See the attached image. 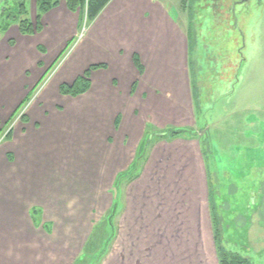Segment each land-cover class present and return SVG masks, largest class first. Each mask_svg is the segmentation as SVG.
Instances as JSON below:
<instances>
[{
	"label": "crops",
	"instance_id": "crops-1",
	"mask_svg": "<svg viewBox=\"0 0 264 264\" xmlns=\"http://www.w3.org/2000/svg\"><path fill=\"white\" fill-rule=\"evenodd\" d=\"M28 2L35 22L36 0ZM180 5L189 9L186 0ZM191 20L186 30L166 0H112L80 36L81 14L60 0L35 35H23L17 23L0 27L3 125L47 76L44 61L51 71L68 59L61 82L45 86L0 143V264H76L148 132L200 129ZM37 67L36 78H27ZM92 67L87 93L61 94ZM205 153L198 138L152 145L142 172L124 187L116 237L98 264H220ZM98 231L92 251L101 245Z\"/></svg>",
	"mask_w": 264,
	"mask_h": 264
},
{
	"label": "rangeland",
	"instance_id": "rangeland-1",
	"mask_svg": "<svg viewBox=\"0 0 264 264\" xmlns=\"http://www.w3.org/2000/svg\"><path fill=\"white\" fill-rule=\"evenodd\" d=\"M166 2L179 12L186 30L190 16L194 26L190 62L202 121L190 138L201 140L206 151L210 201L216 211L219 238L227 250L264 264V0H186L188 10H181V0ZM22 4L28 7L27 19L33 20L28 0H0V25H18ZM86 29L84 21L80 36ZM67 60L61 65V59L51 71L49 61H44L47 76L28 91L9 127L19 123V117L38 100L45 86L61 82ZM40 69H31L27 78H36ZM4 124L0 126L4 127L1 141L9 129ZM138 157L136 153L135 160ZM144 163L145 159L138 161L140 173ZM131 182L121 184V212L124 187ZM37 217L41 220V210ZM103 220L102 216L93 221L83 249L84 260L76 264L92 262L93 255L86 251L94 247V235Z\"/></svg>",
	"mask_w": 264,
	"mask_h": 264
},
{
	"label": "trees",
	"instance_id": "trees-1",
	"mask_svg": "<svg viewBox=\"0 0 264 264\" xmlns=\"http://www.w3.org/2000/svg\"><path fill=\"white\" fill-rule=\"evenodd\" d=\"M112 0H66L67 7L71 12H79L83 18V21H86L87 27L91 25L98 16L102 13V11L105 9V7L111 2ZM37 6H38V15L35 20V22H32L31 20L27 19V8L26 4H22L20 6L19 10V19L18 26L20 29V32L23 35L32 36L36 33L42 31L43 24H42V18L43 16L52 11L53 9L57 8L60 4V0H36ZM26 18V19H25ZM7 24V23H6ZM6 24L4 26H0L2 28H6ZM8 25L10 23L8 22ZM190 39H191V52H192V43H194L195 39V33H194V26L190 23ZM72 44H69L70 46ZM92 67L90 70H88L84 76L79 77L76 82L73 85H62L60 87V92L63 96H71V97H79L80 95H83L88 92L91 86L90 81V74ZM196 86L194 84V99L196 104V98L198 95V89H196ZM16 115V114H15ZM14 119V118H13ZM26 119L25 114L22 115L21 120ZM13 120H11L9 123L6 124L5 127H9L11 125ZM1 126V123H0ZM4 128V127H3ZM0 128V141L1 137L4 133V129ZM13 132V128L9 127V129L5 133V139L8 140L11 138ZM192 130H171L167 133H155V132H148L146 135V138L142 142L140 149L141 152H138L139 157L137 160L134 161V164L130 168V170L124 174H121L117 182L112 190L114 195V206L110 212V214L104 219L101 226H98V230L102 232L103 237L99 238L97 241L99 242V250L97 251H89L86 252L88 254H92V262L85 261L84 264H98L108 253V249L111 247L114 239H115V233H116V217L119 214V206H120V200L122 195V189L121 184L123 181H134L139 175L140 170L138 169V161L140 159H145L147 157V153L152 147L153 144L162 141V140H173L177 138H185L189 137L192 134ZM194 134V132H193ZM193 138V137H192ZM212 214H213V221H214V227H215V233H216V241L218 246V255L220 264H256L253 261H251L249 258L242 256L241 254L233 251H229L226 249L224 245H222V241L219 238V231L217 228V221H216V211L212 207ZM220 224V223H219ZM98 231V232H99ZM95 237V242H96ZM103 242V243H102ZM94 253V254H93ZM84 256L79 260L80 263L83 262ZM87 257V255H86ZM89 257V256H88ZM87 260V259H85ZM79 263V264H80Z\"/></svg>",
	"mask_w": 264,
	"mask_h": 264
}]
</instances>
